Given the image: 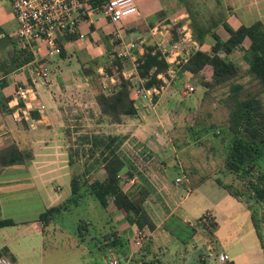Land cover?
I'll return each mask as SVG.
<instances>
[{
	"label": "crops",
	"instance_id": "crops-1",
	"mask_svg": "<svg viewBox=\"0 0 264 264\" xmlns=\"http://www.w3.org/2000/svg\"><path fill=\"white\" fill-rule=\"evenodd\" d=\"M135 4L137 14L116 23L110 22L97 11L89 14L84 13L77 24V34L73 38L63 41V54L48 60L47 79L43 84L36 87V96L28 103L18 98L15 92L18 87H22V81L28 77L27 69L30 70V65L33 64L29 63L31 59L5 74L0 72V80H4L3 86H0L1 106L4 107V111L0 110V149L13 143L21 152L24 151L30 155L23 164L21 161L0 169V184H4V186H0V219H11L10 213H22V220L11 219L14 224L10 226H19L16 231L12 235H7L0 242V255L8 257L11 264H55L53 254L48 256V252H50L48 248H52V246L46 242V228L54 223L57 216L46 226H42L41 222L37 220V216L46 208L57 205L69 195L67 191L65 194H61L60 187H53L61 179L60 172H62L63 181L68 179L69 186L68 169L75 164L74 161L68 165V148L64 150L62 147V137L58 126L61 120L68 119V117L65 113L60 112L62 111L61 104L66 98H69L68 89L70 87L78 88L81 86L80 92L87 93L96 87L81 76L80 64H92L95 74L99 75L98 84L103 91H109L114 84L113 82L110 83L111 79L106 84L101 80V74L104 72L103 67L110 64L111 57L116 56L121 59L120 73L123 77L126 76L125 74L131 73L127 72L132 71L131 81L132 78L136 80L138 76L135 70V60L142 53L143 46L155 45L159 40L165 38L171 28L175 27V30L180 25L181 22H176V20L185 15V12L180 11L174 16L175 11L181 10L180 7H177L176 0H135ZM228 19L230 18L227 16L226 20ZM259 21L261 20L259 19ZM15 23L13 14L4 13L2 4H0V28L3 31L0 36L5 34L12 39L17 27ZM261 23L264 25V21ZM169 24H171L170 28L168 27ZM238 25L239 22L236 27ZM220 28L216 29V33L221 39H225L227 33L222 28V31H219ZM248 43V39L244 38L241 45L246 48ZM130 44L131 46H129ZM205 44L199 45V49L207 51L210 41L208 45L206 44L207 48ZM3 50L0 49L1 55ZM40 55H43L42 50ZM42 60L38 61L42 62ZM180 67L181 65L177 70V81L179 82L181 79L190 84L191 82L185 79L183 75H179ZM207 74L209 73L206 72L205 75ZM133 84L134 86L140 85ZM60 88L64 94L60 92ZM130 95L138 107L146 103L147 97L143 100L141 95L135 97L132 92ZM39 105H42L41 109L38 108ZM5 108L8 111H5ZM95 108L98 113L96 105ZM32 114L36 116L33 117ZM126 122H128L127 118L115 124L117 128L114 134L124 136L120 128H126L124 127ZM147 148L149 154L151 152L158 153V149L150 141ZM170 148L173 150V147ZM49 174H51L50 177H48ZM103 176L102 171L97 179L101 180ZM167 179L165 175L158 172H153L150 179H147L150 184L156 187V193L152 197L150 194L145 200L147 204L144 209L153 223L145 246L150 257L155 259V264H163L161 255L168 250L165 247L166 234L168 233L166 227L170 219L176 217V212L180 222L191 228L193 233L198 232L197 229H194L197 228L195 220L204 213H208V218L214 221L217 226L213 234L208 235L206 230L198 225L201 235L205 233L202 242L192 244L189 248L182 247L179 251L176 247L175 249L170 248L165 264H199V260H204L205 264H208L207 257L213 255L217 260L219 253H224L228 260L226 262L217 260L216 264L264 263V248L261 242H258V248L240 245L241 253L239 250L230 248L232 242L231 239L229 240V233L235 235L233 217L238 216V213L241 215L244 210H241L238 200L220 187L212 176L200 178L201 180L193 187L188 186L189 181L177 185L174 181ZM204 185L208 186L207 189L210 190L211 194L218 195V199L212 201L205 199L208 207L202 209L199 205H202L204 200L196 196L197 193L195 194L194 191ZM178 186L184 187L182 194L177 191L176 187ZM228 199L231 201L229 202ZM219 204L223 206L220 207ZM106 214L109 219L103 232L112 227L117 230L119 235L122 236L124 233L125 236L123 237L127 240L136 231V227L127 223L123 219L122 213L115 210L112 204L108 203L107 207L103 209L102 217H105ZM224 227L227 229L225 230ZM216 245H219L218 249ZM65 246L72 248L76 246V243L72 240ZM152 252L160 253V257L158 254L153 255ZM71 262L73 259L69 264Z\"/></svg>",
	"mask_w": 264,
	"mask_h": 264
},
{
	"label": "rangeland",
	"instance_id": "rangeland-1",
	"mask_svg": "<svg viewBox=\"0 0 264 264\" xmlns=\"http://www.w3.org/2000/svg\"><path fill=\"white\" fill-rule=\"evenodd\" d=\"M191 1L195 3L194 8L197 11L196 19L200 22H206L208 16L216 10H221L226 17L228 16L230 18L227 22L233 28L236 27L238 22L239 24H250L259 19L264 21V18H261L264 17V0ZM0 4H2L4 13L13 14L8 0H0ZM177 7H180L181 10L175 11L174 16L180 11L182 13L184 12L180 4H178ZM178 21L181 22L180 25L185 23L189 26V18L186 12L179 20H176V22ZM180 25L177 26V29L173 30L174 36ZM13 26L15 27L14 24ZM219 31H222V29L220 28ZM14 33L12 41L17 44L14 39ZM206 44L208 45L209 41ZM206 44L205 47L207 48ZM15 48L18 49L16 46ZM228 59L232 60L239 67L246 65L238 51L231 53ZM48 60H51V57H49L47 61H42L45 65L46 76L44 80H39L37 82L36 87L43 84L47 79L49 71ZM37 63L38 60H35V63L30 65V70L27 69L29 78L27 77V79L22 81V87H27L28 93H32L30 88L33 87L31 79L36 83V80L42 77L40 74V76L35 75L34 71H32V68L36 67ZM127 73L130 74H125V77L130 78L133 75L132 71ZM204 74H206V72H204ZM116 75L115 70L109 75L103 72L101 74V80L105 84L110 81V79V83H115L117 81L115 78ZM246 79V77H242L237 80L243 82ZM177 80L178 78L174 77L163 89L154 93L153 95H156L155 101L152 102V94L146 96V103L138 107L137 114L131 118H127L128 122H126L127 124L124 126L126 128H120L125 140H123L120 145V153L125 157L128 165L134 168L133 175H136L135 178L138 179L137 185L149 186L150 194H152L151 197L156 193V187L150 184L147 179H150L153 172L165 175L168 181L176 182L177 179V185L185 184L189 181V187L195 186L199 180H201L200 178L204 179L208 176H212L214 180H218L223 184H229L231 190L236 192L234 198L240 203L241 210L245 211H243L241 215L238 213V216L235 218L233 217L235 235L229 233V240L231 239L230 241L232 242L230 243V248L239 250V253H241L240 245L242 246V244L245 247L255 246L258 248V242H261L264 246V201L255 203L249 198L252 194L247 183L249 180H252L254 185L263 187L264 178L262 179L260 175L261 173L264 174V153L258 160L256 173L247 176L243 180L237 179V177L228 173L223 167L227 135L225 123L223 121L225 119V110L217 101V97L219 98L221 94L220 90L216 89L209 93H205L206 89L201 88L198 82L199 79H196L193 81L189 80L191 82L189 85L192 87V90L188 91L187 94H181V88L185 84V81L179 79L178 82ZM139 81L140 79L138 78H136V80L132 78L133 83L141 84L142 82ZM80 87H70L68 89L69 98L64 96L66 99L63 104H61L62 111L60 112L65 113L68 117V119L61 120L58 126L64 150H67L69 147H76V137L78 134L80 135L88 131L114 134L117 128V125L109 123L105 118H100L99 114L96 112L95 104L92 100L93 92L96 91L95 89L97 88L87 93L84 91L80 92ZM225 89L226 87L224 88V92L226 91ZM136 90H140V88L135 85L132 91V95L135 97L138 96L134 94ZM60 92L63 93L61 88ZM28 93L26 98H31ZM35 96L36 91H34V97ZM60 100H62V98H60ZM39 106L41 107L42 105ZM149 141L152 145L156 146L158 153L154 154L151 152V154H149L147 152ZM170 147H173V150ZM78 154L79 155L74 158L75 164L68 169L70 178L72 175L79 174L84 166L86 155H82L81 151ZM123 171L120 173V183L122 189L126 191L133 180H136L134 178L127 179L124 175L125 170ZM101 174L102 171L96 169L93 171L91 178H98ZM50 176L51 174H49L48 177ZM257 176H259L260 181L256 180ZM60 177L61 179L59 182L57 181L58 184L53 185V187H60L61 194H65L66 191L68 194V179L63 181L62 172H60ZM0 186L2 187L4 184L1 183ZM207 187L208 186L204 185L194 191L195 194L197 193L196 196L204 200L202 205H199L202 209L208 207L205 199L206 201H212L218 196L211 194ZM220 187L222 186L220 185ZM176 189L179 194H182L184 187L178 186ZM87 197V200L83 201L80 205L72 207L67 212L56 215L57 217L54 223L46 228V242L49 246H52V248H48V251H50L48 252V256L53 254L52 257L55 264H69L71 259H73L71 264H107V259L114 255L110 253L107 247L103 246L100 237V234L104 233L103 230L108 224L107 220L109 217L107 214L105 217H102L103 209L98 205L96 200L90 196ZM193 198H195V196H193ZM145 200L144 202H146ZM228 201L230 202L231 199H228ZM144 202L143 206L145 208L147 202L145 205ZM109 204L111 203L109 202ZM219 205L220 207L223 206L222 204ZM226 205L227 203L225 207ZM9 215L12 220H22V213L15 212ZM200 217L201 220H204V218H208V213H204ZM81 219L88 223L86 226V234L85 231L78 232L77 230V223ZM167 225L166 228L168 233L166 234L167 239L165 240L167 242L165 243V247H167L168 250L161 255L163 264H165L168 259V251H170V248L175 249L176 247L177 251L181 250L182 247L189 248L192 244L202 242V239L205 237V233L201 235L199 232L200 226H198L197 223V228H194L198 231L196 233H193L191 228L183 225L177 218V212L176 217L171 218ZM17 227L19 226H6L0 228V242H2V239L7 235H12ZM224 229L226 230L227 228L224 227ZM134 234L135 232L127 239V243L129 239H132ZM122 236H125V234L122 233ZM72 240L75 241L76 246L72 248L66 247L65 245L72 242ZM147 242L148 239L144 242L142 246L143 249L138 252V259L141 255H144L143 260L154 259L150 257V253H148L146 246H144ZM56 244L58 245L56 246ZM216 248L218 249L219 245H216ZM152 253H154L153 255L158 254L160 257V253ZM207 258L208 264L217 263L213 255ZM134 261H137V258H134ZM220 262H226V260Z\"/></svg>",
	"mask_w": 264,
	"mask_h": 264
},
{
	"label": "trees",
	"instance_id": "trees-1",
	"mask_svg": "<svg viewBox=\"0 0 264 264\" xmlns=\"http://www.w3.org/2000/svg\"><path fill=\"white\" fill-rule=\"evenodd\" d=\"M106 1L84 0L85 6L89 9L101 8ZM176 2L182 6L189 18L192 38L199 45L210 41L207 51L199 49L189 55L181 65L179 75H183L185 79L191 81L199 79L201 88L206 89L205 93L216 89L220 90L221 94L219 98L217 97V101L225 110L223 121L227 135L223 167L237 179L243 180L256 173L258 160L264 153V25L261 21L255 20L248 25L239 24L233 28L228 24L226 16L221 10L210 14L206 22H200L196 19L197 11L194 8V2L191 0H176ZM83 15L84 13L81 11L80 19ZM219 27L227 33L225 39H221L216 33V29ZM174 28H171L170 31L172 36ZM77 32L78 29L76 33L65 34L57 40L60 47L58 55L63 54V41L73 38ZM2 33L0 28V34ZM244 38L249 41L246 48L241 45ZM15 46L14 41L7 35L0 36V49H4L3 54H0V72L2 74L20 67L31 59L28 50L16 49ZM235 51L240 52L241 58L246 64L244 67H239L228 59V56ZM135 61L136 75L142 82L138 88L143 90L159 89L161 80L157 75L165 72L167 64L159 55L156 46L154 44L144 45L142 53ZM103 68L106 75L113 73L114 70L117 74L115 77L117 81L109 91H103L99 86V75L95 74L92 64L81 63L80 74L97 88L93 92V101L100 118H105L109 123L118 124L123 119L131 118L137 114L138 105L134 103V99L130 95L134 84L131 78L123 77L120 73L121 59L118 57H111L110 64ZM204 72L209 74L205 75ZM242 77L247 79L243 82L237 80ZM3 84L4 80H0V86ZM225 87L226 91L224 92ZM155 99L156 95H153L152 102ZM0 110L4 111L1 99ZM5 111L8 109L5 108ZM76 139V147H69L67 150V162L68 165L74 163V158L81 151L82 155H86L84 166L79 174L72 175L70 178L69 195L57 205L50 206L38 214L37 220L41 222L42 226L48 225L56 215L80 205L87 200V196H90L97 201L102 209H105L110 202L115 210L122 213L123 219L134 225L136 230L143 226H146L148 230L152 229L153 223L143 207L144 200L150 195V188L145 185H137L138 179L135 178L136 175H133L134 168L128 165L127 160L120 153L119 148L124 136L92 131L78 134ZM29 156V153L21 152L15 144L10 143L0 149V169L21 161L23 164L29 159ZM96 169L103 171L104 176L101 180L91 178ZM123 170H125L124 175L127 179L134 178L136 180H133L126 191L122 189L120 183V173ZM260 176L262 179L264 178L263 173ZM256 180L260 181L259 176L256 177ZM215 181L230 196H236V192L231 190L229 184ZM247 183L252 194L249 198L255 203L264 201V185L258 187L252 180ZM195 222L206 230L208 235H212L216 230V223L209 218L201 220L199 217ZM13 224L14 222L9 218L0 219V228ZM86 226L85 220H79L77 223L78 232H86ZM100 236L103 246L107 247L114 256L123 257L126 254L127 240L119 235L117 230L109 227ZM142 249L141 247L138 252ZM143 256H139L143 264H154V259L143 260ZM135 258L138 259V256ZM199 264H205V261L199 260Z\"/></svg>",
	"mask_w": 264,
	"mask_h": 264
},
{
	"label": "built area",
	"instance_id": "built-area-1",
	"mask_svg": "<svg viewBox=\"0 0 264 264\" xmlns=\"http://www.w3.org/2000/svg\"><path fill=\"white\" fill-rule=\"evenodd\" d=\"M8 2L17 25L14 33L16 47L30 52V64L35 63V60L47 61L49 57L52 58L59 54L60 47L57 40L65 34L76 33L81 11L85 14L97 11L112 23L137 14L135 0H107L101 8L93 9L87 8L84 0H8ZM168 27L170 28L171 24ZM171 34V32L167 33L165 38L155 43L159 55L167 64L165 72L157 75L161 80L159 89L143 90L140 88L135 93L138 96L146 97L163 89L171 79L177 76L179 66L186 61L189 55L199 50V44L192 38L191 30L187 24H181L175 36ZM41 50L43 55H40ZM32 71L35 75L42 76L36 80V83L31 79L32 93H28L27 87H18L15 92L18 98L27 101L25 103L34 99L37 82L44 80L46 76L45 65L42 62L38 61ZM191 90L192 87L185 83L181 88V94H187ZM27 93L31 98H26ZM38 108L41 109L42 106ZM176 182L174 183L177 184ZM148 231L146 226L137 229L132 239H129L127 243L126 254L120 258L114 255L110 256L107 259V264H143L140 259L134 261V258L148 239ZM217 260L219 262L227 261V256L219 253ZM0 264H10L9 258L0 255Z\"/></svg>",
	"mask_w": 264,
	"mask_h": 264
},
{
	"label": "water",
	"instance_id": "water-1",
	"mask_svg": "<svg viewBox=\"0 0 264 264\" xmlns=\"http://www.w3.org/2000/svg\"><path fill=\"white\" fill-rule=\"evenodd\" d=\"M141 98H142L143 100H145V96L142 95Z\"/></svg>",
	"mask_w": 264,
	"mask_h": 264
}]
</instances>
